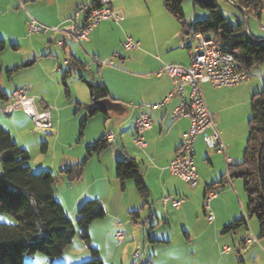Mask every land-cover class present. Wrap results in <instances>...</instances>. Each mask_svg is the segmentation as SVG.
Segmentation results:
<instances>
[{
  "label": "crops",
  "instance_id": "0c3cea01",
  "mask_svg": "<svg viewBox=\"0 0 264 264\" xmlns=\"http://www.w3.org/2000/svg\"><path fill=\"white\" fill-rule=\"evenodd\" d=\"M90 3L91 0H0V16L9 17L10 22L9 29L0 31V38L18 43H11L16 45V49H12V51H18L23 44L27 47L22 56L14 57V59L12 57V60L6 64V68L15 67L8 71L9 74L21 70L20 65L26 62H28L27 67L34 63H43L44 71L40 78L41 82H45L49 76L55 77V80L61 73L63 79L69 76L71 83L73 81L75 84L79 80L86 87L89 97L85 96L87 95L85 90H81L82 99L72 97L76 100L77 105L85 102H88L85 108L92 105L87 83H93L104 86L108 92L107 98L121 104L124 109L121 112L102 113L99 111L107 119H112V114H114V129L100 127L98 139H86L84 142L74 145L75 137L72 132H69V143L65 145V149H69V156L59 165L61 167L81 162L87 147L105 137L107 130L114 131V162L107 166L101 164V157L98 155L97 167L94 169L102 183H107L108 192L121 197L122 202L120 209L113 214L110 213L107 200L102 197H86L90 200L94 198L100 200L107 213L103 220L105 222H101L103 224L95 226L97 221L92 224L90 228L91 245L98 250L104 264H116L117 255L103 257L100 246L92 241L94 233L97 227H101L102 231L106 232H104L106 241L111 238L119 247H126L130 244V242H126L124 245L127 237L120 244L115 239L117 231H114V221L119 226L117 221L121 220V212L130 214L141 208L142 213H140L144 219L141 230L143 250L141 249L139 258H134L129 253L132 264H145L146 253L150 251L151 247L150 243L157 246V244L170 242L167 234L164 236L159 234L164 229V225L171 227L175 220H179L183 225L185 223L188 226L192 219L196 225L199 224L198 227L200 226L196 237L207 236L213 241L216 244L214 252L220 261L234 264V259H236L238 264H264V241L259 240L257 224L246 217V195L242 182L226 177L228 172L226 161L228 160L232 166L242 159L247 140V133L242 126L248 123L250 99L254 93L262 89V85L258 84L256 80H252L251 76L247 82L230 88H215L209 84H202L201 88L207 108L213 115L216 128L227 149L226 155H224L207 148L204 136L212 133L210 128L195 139L193 144L194 164L198 180L196 186L190 188L178 177L172 175L168 169L169 163L181 147L182 135L190 125L188 119H179L176 122L170 120V115L179 104L180 99L174 95L161 107L151 108V106L162 102L172 89L170 77L164 73H157L163 64L189 66L190 51L193 46L192 25L196 20L191 21L190 28L187 27V35L182 24L165 10L161 0H110L108 7L120 12V19L100 22L89 32L88 41L82 42V46L64 39L57 32L46 34H29L28 32L30 18H34L44 26L62 28L73 17L77 8L89 7ZM203 17L204 14L200 13V18ZM84 19L85 13H81L74 20L76 25L81 27L84 24ZM246 33L260 38L256 36L254 30L246 31ZM127 37L137 42L139 47L134 50H125L123 42ZM58 42H62V44L59 45ZM91 57L105 62L106 65L93 62ZM56 64H60L61 67L56 68ZM50 65L53 66L52 71L49 69ZM71 67L74 69L73 74L70 71ZM67 70L69 71L67 72ZM49 80L51 83L53 82L52 79ZM22 84L14 85L11 88L4 87L0 81V91L7 96L14 90L24 89L28 95L34 97L38 111L49 108L52 122V127L49 130H55V137L59 139L61 134L60 110H53V113L42 99L37 105V98L31 93L35 92L33 85ZM64 86V91L66 88L68 92L66 96L69 97L71 93L68 87ZM36 94L42 95L38 92ZM1 102L3 106L7 104V100ZM1 110L2 108H0V123L5 122L15 128V123L22 119L28 132H34V129L41 130L35 128L31 119L21 109L17 108L8 117L10 120L1 115ZM140 111L146 113L151 119V126L142 133L146 143L144 149H137L133 143L134 124ZM10 135L14 143L25 150L27 149L23 137L16 130ZM107 144L110 143L107 142ZM125 155L138 163L149 190L148 205L144 208H142L143 199L136 192L134 183L127 180L122 189L117 180L115 161L117 162ZM221 180H223L222 185L213 190L217 193V197L209 202V209L214 219L208 222L204 209L207 194L205 191L208 186L217 184ZM123 193H128V198H125ZM164 197L183 198V203L179 209H174L169 203L163 206L162 199ZM60 203L65 213L69 218H72L80 201L70 202L69 205V202L63 199ZM242 218H245L246 226H241L235 231H224L228 224ZM139 219L143 221L140 214ZM0 222L10 221L8 218L0 216ZM137 224V222L133 223L138 226ZM249 233L257 239V243L248 244L246 242ZM189 234L186 231L183 232L186 239L192 238ZM145 237H147V241ZM133 244H135L134 240ZM225 244H233L235 255L231 254L233 250ZM225 246L230 249L228 253H222V248ZM129 248L131 247L127 246V249ZM136 251L139 249L132 252ZM127 252L124 258L126 261L129 260ZM71 253L72 258L69 262L65 260L66 264H79L89 259L88 250L84 248L73 250ZM32 258L33 262L30 264H36L34 263L35 256ZM122 259L121 256L120 264H123ZM151 261L150 257L146 263L151 264ZM39 264L50 263L46 259L40 260Z\"/></svg>",
  "mask_w": 264,
  "mask_h": 264
},
{
  "label": "trees",
  "instance_id": "16d2710c",
  "mask_svg": "<svg viewBox=\"0 0 264 264\" xmlns=\"http://www.w3.org/2000/svg\"><path fill=\"white\" fill-rule=\"evenodd\" d=\"M161 1L165 10L182 24L184 32H188L182 11L185 0ZM192 2L209 14L208 19L195 21L192 25L193 33H202L217 40L221 51L234 55L244 70L264 64V38L245 35L243 21L236 25L228 22L220 13L215 0ZM234 5L242 8L246 16L252 13L260 18L264 0H234ZM99 6L100 0H91L89 5L91 9ZM6 47L7 44L0 40V56ZM10 48L16 49V45L10 44ZM87 88L92 105L86 107V119L99 113L95 102L108 96L107 89L102 85L87 83ZM65 94L68 95L66 88ZM6 100V95L0 91V101ZM86 119L80 125V137ZM107 146L105 137H102L86 148L82 162L67 165L56 174L45 171L32 173L28 165V152L14 143L10 133L0 126V215H11L14 220L13 224H0V264H27L26 258L37 254L45 256L50 264H54L53 261L62 256L72 244L75 229L60 202L54 198V184L58 177H65L69 184L80 179L87 162L93 156L100 155ZM227 173L231 179L242 182L246 195V217L256 218L259 240L264 241V86L250 99L247 140L242 159L230 166ZM116 177L122 189L125 181H133L136 192L143 199L142 208L148 205L149 190L134 159L125 155L117 161ZM222 183L223 180L208 186L205 192L218 189ZM105 216V209L97 200H88L77 207L78 237L89 251V259L79 264H104L98 250L91 245L90 226ZM130 217L136 223L139 212H131ZM241 226H246L245 218L231 222L224 231H235Z\"/></svg>",
  "mask_w": 264,
  "mask_h": 264
},
{
  "label": "rangeland",
  "instance_id": "374dc122",
  "mask_svg": "<svg viewBox=\"0 0 264 264\" xmlns=\"http://www.w3.org/2000/svg\"><path fill=\"white\" fill-rule=\"evenodd\" d=\"M215 4L218 6L219 11L224 16V18L232 25H236L239 21L240 22L243 21L245 32L249 30L250 31L254 30L256 36L260 37L261 39L264 38V31L261 29V27L264 25V9L261 12L260 18H258L252 13L246 16L242 11H240L234 5V0H215ZM182 11L185 17V23L187 25L191 24V21H195L199 19L204 20V19H208L209 17L208 12L204 9H200L199 7L195 6L192 0H185L183 2ZM200 13L204 14L203 18H200ZM9 24H10L9 17L3 18L2 16H0V31L9 29L10 28ZM0 40L4 41L7 44V47L3 51L2 56L0 58L1 61L0 81L3 83L4 87H11V88L17 84L23 85L22 83H25L26 85L28 84L33 85V87L35 88V92H31V93H33L36 96L37 105L40 104L41 102L40 99H42L43 102L46 103L48 107L52 109L53 113L58 109L60 110L59 125H60L61 134L59 139H56L55 130L52 131L36 130L33 128L34 132L30 133L28 132V128L26 127L25 122L22 119L18 120L15 123V128L10 126V124H5V122L0 123V126H2L3 129H5L10 134L11 133L13 134L14 130H16L19 133V135L23 137L22 139L24 140L25 147L27 148L26 151L30 156V161L28 165L30 166L32 173H39L38 171H40L41 169V171L56 174L59 172L60 169H64L67 165H75V164H67L65 166L63 165L61 167L59 166L69 156L68 153L69 149L68 150L65 149V145L69 143L68 140L70 135L69 132H72L75 137V140L73 142L74 145H77V143H82L86 139H90V140L98 139L99 137L98 131L100 127L103 126V128L109 130L114 129V114H112V119H107V117H104L102 113H98L95 116L86 119L87 111L85 106L88 105V102H85L83 104L78 103L77 105L76 100L72 99V97H79L80 99H82L81 90L83 91L85 90L86 91L85 94H87L86 87L79 80H77L76 81L77 83L75 84L73 83V81L71 83V78L69 76L63 79L61 73L58 75V77H56L55 80H54L55 77L49 76V78L45 82H41L40 78L44 71L43 63H34L31 66L27 67L26 64L28 62H26L25 64L20 65L22 67L21 70H18L16 72H10L9 74L8 71L13 70L15 67L13 66L11 68L8 67L6 68V64L12 60V57L14 59V57L22 56L26 52L27 47L26 45L24 46L23 44L21 48L18 49V51H12V49L10 48V44L11 43L18 44V43L11 42L10 40L4 38H0ZM3 64H4V68H3ZM59 67H61V65L56 64V68L59 69ZM49 69L52 71L53 66L50 65ZM73 70L74 69L70 70L71 74H73ZM68 71L69 70H67V72ZM248 73L251 76L252 80H256L257 83L261 84L263 87L264 64L249 69ZM49 79H52L53 82L51 83ZM64 85L68 87L71 93L69 97L66 96L65 94ZM37 92L42 93V95H37L36 94ZM85 96L89 97L88 94ZM2 106L3 104L0 101V108H2ZM4 117L5 119L10 120V118L6 116ZM85 119H86V123H85V128L83 130L84 133L83 136L80 137L79 135L80 125ZM242 128H244L247 133L248 123L243 125ZM109 130H107V132H110ZM111 132L114 133V131L112 130ZM114 146H115L114 143H110L108 144L107 148L104 151H102V153L100 154L101 164L107 166L108 164H112V162H114ZM84 158L85 156L82 158L81 162L84 160ZM75 163L78 164L77 162ZM97 163H98V156H93L87 162L84 168V172L80 177V179L73 182L72 184H69V182L65 177H58L56 183L54 184V192H55L54 198L56 199V201L62 202L63 199L64 200L66 199L69 202V205L70 202L72 203L74 201H80L79 205H81L82 203L90 200L86 198L88 196L102 197V199L108 201V208L110 209V213L114 214L116 210H119L122 199L121 197L111 195L108 192L107 183L106 182L102 183L99 176H97L98 175L97 172H95L94 168L97 167ZM115 166H116V161H115ZM123 194L125 198H128V193H123ZM91 200H97L101 202L96 198ZM76 211L74 216L70 218L75 229V236L72 241V244L65 249L61 257L56 258L53 261L54 264H66L67 262H69V260H71L72 258L71 252L73 250L76 251V249L79 248H84L87 250L86 245L82 243L78 237V229L76 225ZM141 211H142L141 208L137 211L141 216V220H143V221H140V219L136 220L138 226L133 225L130 214H128L127 212L120 213L121 220L117 221V223H119V226H117L116 221H114V231L122 232L125 235V237H127V241H125L124 245L126 244V242H130V244L127 245L131 247L129 249H127V246L119 247L115 242V240L113 241V239L111 238L110 239L108 238L106 241L104 239L105 230L102 231L101 227H97V230L94 233V239L92 241L100 246L101 254L104 255L103 257L107 258L109 255L112 256L117 255L118 261L116 262V264H120L121 256H122L123 264H132L129 253L130 255H133L134 252L132 251L139 249L141 253V251L143 250L142 248L143 236L141 235V230L144 219L143 216L141 215L142 213ZM0 216L8 218L10 221L6 223L0 222V224H13L14 220L11 215L2 214ZM247 219L253 221V223L257 224L258 226L257 220L254 216L249 217ZM103 220H98L95 226H99L100 224H103L101 223V222H105ZM192 221L188 224V226L185 223L184 226L179 220H175L171 227L164 225V229L161 232H159V234L162 236L167 234L169 236L170 242L168 244H163V243L157 244V246H154L153 243L152 244L150 243L151 247H150V251L146 253L145 264H147L146 262L150 257L152 259L151 264H226V262L220 261L218 255L215 254L214 248L216 244L213 241L208 239L207 236L196 237V233L199 231L198 229L200 228V226L198 227L199 224L196 225L193 219ZM184 231L190 233L192 238L186 239L183 236ZM145 238L147 241V237ZM132 239L135 241V244H133ZM225 245L233 250V244H225ZM68 250L71 251L69 252ZM126 251H128L127 256L129 257V260L127 261L124 259L126 256ZM231 254L235 255V251L233 250ZM35 258L36 259L34 260V263L36 264H39L40 260H46V259L48 260V258L39 254L35 255ZM65 260L67 261L66 263ZM32 262H33L32 257H28L25 260V263L27 264H30ZM234 264H238L236 259H234Z\"/></svg>",
  "mask_w": 264,
  "mask_h": 264
},
{
  "label": "built area",
  "instance_id": "2783aa9c",
  "mask_svg": "<svg viewBox=\"0 0 264 264\" xmlns=\"http://www.w3.org/2000/svg\"><path fill=\"white\" fill-rule=\"evenodd\" d=\"M110 0H100L98 8L91 9L90 7H79L75 10L73 17L67 21V24L62 28L48 27L40 24L34 18H30L28 25L29 34H46L48 32L60 33L64 39L71 40L82 46V42L88 41L89 32L100 22L105 20L117 21L121 14L118 11L109 8ZM85 13L84 24L78 27L75 23V18ZM264 31V25L261 27ZM59 45L62 42H58ZM125 50H134L139 47L137 42L127 37L123 42ZM220 44L214 38L207 37L202 33H193V46L190 51V64L187 67H182L173 64H163L158 74H167L172 82V89L162 102L151 106L158 108L166 104L174 95L180 99L179 104L175 107L170 115V120L176 122L179 119H188L190 122L188 130L182 135V144L168 165L170 173L190 188H194L197 184L198 176L194 164V141L199 136L204 134L207 129H212L210 135L204 136V142L207 148L214 150L217 153L226 155L227 146L223 142L214 122L213 115L209 112L202 92V84H209L215 88H230L241 85L250 79L247 70L235 64V56L219 55ZM93 62L99 65H106L105 62L98 61L95 57H91ZM67 64V62H65ZM7 104L2 107V114L10 117L17 109H21L33 122L35 128L41 130H49L52 127L51 115L49 108L38 111L35 105L34 97L29 96L24 89L14 90L7 95ZM151 126V119L142 111L139 112L134 124L133 143L137 149H144L146 143L142 137V133ZM105 140L108 143L115 142L113 132H107ZM228 169L231 163L226 161ZM227 179L229 174H226ZM217 197L215 191H209L205 197L204 209L206 220L211 222L214 217L209 209V202ZM170 204L174 209H179L183 203V198L164 197L162 199L163 206ZM125 235L122 232L115 233V239L120 244L123 242ZM246 242L248 244L257 243V239L249 233ZM228 247L222 248V253H228ZM134 258L140 257V252L136 251L133 254Z\"/></svg>",
  "mask_w": 264,
  "mask_h": 264
},
{
  "label": "water",
  "instance_id": "95a60500",
  "mask_svg": "<svg viewBox=\"0 0 264 264\" xmlns=\"http://www.w3.org/2000/svg\"><path fill=\"white\" fill-rule=\"evenodd\" d=\"M237 8L244 13V10L242 8H239V7H237ZM187 27L190 28L191 24H188ZM186 34L188 35V32H186ZM244 34L247 35L246 32H244ZM95 106L102 113H106V112H110V111H112V112H121L122 110H124L122 108L121 104L116 103V102H114V101H112V100H110L108 98L96 101L95 102ZM259 156H260V154H259Z\"/></svg>",
  "mask_w": 264,
  "mask_h": 264
},
{
  "label": "bare ground",
  "instance_id": "6f19581e",
  "mask_svg": "<svg viewBox=\"0 0 264 264\" xmlns=\"http://www.w3.org/2000/svg\"><path fill=\"white\" fill-rule=\"evenodd\" d=\"M219 55H229L228 53H224L221 51V48H219ZM235 64L239 66L237 60L235 59Z\"/></svg>",
  "mask_w": 264,
  "mask_h": 264
}]
</instances>
